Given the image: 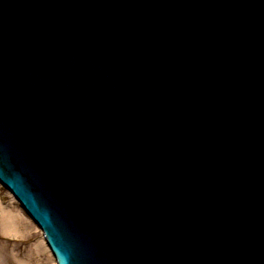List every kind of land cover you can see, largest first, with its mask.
<instances>
[{"label":"water","instance_id":"1","mask_svg":"<svg viewBox=\"0 0 264 264\" xmlns=\"http://www.w3.org/2000/svg\"><path fill=\"white\" fill-rule=\"evenodd\" d=\"M0 179L60 264H264V0H0Z\"/></svg>","mask_w":264,"mask_h":264},{"label":"rangeland","instance_id":"2","mask_svg":"<svg viewBox=\"0 0 264 264\" xmlns=\"http://www.w3.org/2000/svg\"><path fill=\"white\" fill-rule=\"evenodd\" d=\"M0 196L2 197L4 203L12 201L14 206L23 213L24 218H30L20 204L17 201H13L8 190L0 189ZM29 220H31V218ZM31 221L30 225L33 226V228H31L32 230L29 229V226L26 229L30 230L32 234V239L28 241L23 240L21 236L5 233L0 227V264H27L28 260L32 263V260L34 259L37 261L38 257L33 253L34 249L31 248V241H39L42 234L40 230L36 229L37 227L34 222L32 221L33 223H31ZM41 245L43 250L41 254V264H52L54 260L50 257V255H48L49 250L47 246L43 243Z\"/></svg>","mask_w":264,"mask_h":264},{"label":"bare ground","instance_id":"3","mask_svg":"<svg viewBox=\"0 0 264 264\" xmlns=\"http://www.w3.org/2000/svg\"><path fill=\"white\" fill-rule=\"evenodd\" d=\"M12 196L13 201H16L14 196ZM0 227L2 228L3 232L5 233H9V234H13L16 236H21L23 238V240H31L32 239V234L31 228H33L32 225H30V221L27 218H24L23 213L17 209L14 204L12 203V201H8L7 203H4L2 197H0ZM31 223H33L31 221ZM36 225V229L38 230L39 228L41 229V227L38 224ZM29 226L30 230H26L27 227ZM42 230V229H41ZM45 244V246H47V241L46 238L41 236V238L35 241H31V248L34 249V254L35 256L38 257L37 261L34 259L32 260V263L30 262V260L27 261V264H41L42 258H41V254H42V245L41 244ZM44 248V247H43ZM12 260V259H10ZM56 263V262H55ZM54 263V264H55Z\"/></svg>","mask_w":264,"mask_h":264}]
</instances>
